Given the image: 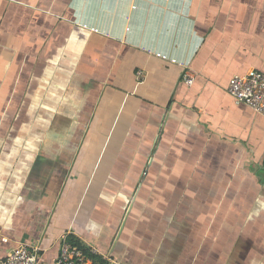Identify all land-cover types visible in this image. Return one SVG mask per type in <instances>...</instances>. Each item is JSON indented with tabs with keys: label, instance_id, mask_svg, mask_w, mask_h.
Masks as SVG:
<instances>
[{
	"label": "crops",
	"instance_id": "crops-1",
	"mask_svg": "<svg viewBox=\"0 0 264 264\" xmlns=\"http://www.w3.org/2000/svg\"><path fill=\"white\" fill-rule=\"evenodd\" d=\"M250 68L264 0H0V258L67 232L112 264H264V116L227 90Z\"/></svg>",
	"mask_w": 264,
	"mask_h": 264
},
{
	"label": "built area",
	"instance_id": "built-area-1",
	"mask_svg": "<svg viewBox=\"0 0 264 264\" xmlns=\"http://www.w3.org/2000/svg\"><path fill=\"white\" fill-rule=\"evenodd\" d=\"M136 73L137 76H141L142 70L139 69ZM183 79L187 84H190L193 78L190 75H184ZM227 90L234 100L246 104L254 112L264 116L263 72L250 68L243 73H234L228 80ZM67 236V232L59 235L60 245L51 264H100L85 256L82 249L68 241ZM37 251V247L19 243L0 258V264H41ZM89 251L94 252L95 249L90 248ZM107 259L110 263L113 262L111 257H107Z\"/></svg>",
	"mask_w": 264,
	"mask_h": 264
},
{
	"label": "trees",
	"instance_id": "trees-1",
	"mask_svg": "<svg viewBox=\"0 0 264 264\" xmlns=\"http://www.w3.org/2000/svg\"><path fill=\"white\" fill-rule=\"evenodd\" d=\"M67 238L68 241H70L72 244L82 249L85 256L89 257L93 262H99L100 264H109L108 260L105 259L101 254L90 252L87 246H85V244L82 241H80L79 238L74 237L72 234H68Z\"/></svg>",
	"mask_w": 264,
	"mask_h": 264
},
{
	"label": "rangeland",
	"instance_id": "rangeland-1",
	"mask_svg": "<svg viewBox=\"0 0 264 264\" xmlns=\"http://www.w3.org/2000/svg\"><path fill=\"white\" fill-rule=\"evenodd\" d=\"M207 187V186H206ZM206 187H205V189H206ZM203 189V188H202ZM228 219H230V218H228ZM249 221H250V223H248L249 225H247V226H251L253 223H254V220L252 219V217H250L249 218ZM240 251H242V252H246V250H240ZM261 258V257H260Z\"/></svg>",
	"mask_w": 264,
	"mask_h": 264
}]
</instances>
